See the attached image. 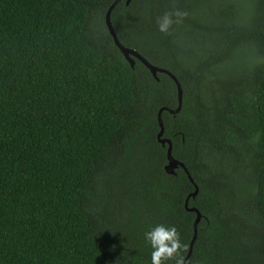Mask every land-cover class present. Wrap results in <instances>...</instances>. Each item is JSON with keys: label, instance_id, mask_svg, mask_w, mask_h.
<instances>
[{"label": "trees", "instance_id": "obj_1", "mask_svg": "<svg viewBox=\"0 0 264 264\" xmlns=\"http://www.w3.org/2000/svg\"><path fill=\"white\" fill-rule=\"evenodd\" d=\"M0 0V264H264V0ZM188 12L170 34L156 18ZM168 145L158 140L159 112Z\"/></svg>", "mask_w": 264, "mask_h": 264}, {"label": "clouds", "instance_id": "obj_2", "mask_svg": "<svg viewBox=\"0 0 264 264\" xmlns=\"http://www.w3.org/2000/svg\"><path fill=\"white\" fill-rule=\"evenodd\" d=\"M188 12L179 8L166 11L156 18V27L161 34H170L175 25H180ZM144 239L151 248V264H187V244L182 242L174 225L163 223L151 226L144 233Z\"/></svg>", "mask_w": 264, "mask_h": 264}, {"label": "water", "instance_id": "obj_3", "mask_svg": "<svg viewBox=\"0 0 264 264\" xmlns=\"http://www.w3.org/2000/svg\"><path fill=\"white\" fill-rule=\"evenodd\" d=\"M122 0H116L115 3L110 7V9L108 10L107 14H106V25H107V28L111 34V36L113 37V40L115 42V45L118 47V49L121 51L122 55L124 56L125 60L131 65V67L134 69L135 68V65H136V60L140 61L143 65H145V67L150 71V73L152 74V76L157 80L159 81L158 79V74L161 73V74H166L168 76H170L176 83L177 85V89H178V96H179V107L176 109V110H169V112L173 115H176L180 112L181 108H182V103H183V90H182V87H181V84L179 83V81L177 80V78L171 74L169 71L165 70V69H161V68H158V67H155L153 66L152 64H150L144 57H142L137 51L133 50V49H128L126 47H124L118 37H117V34L113 28V25H112V22H111V15H112V12L113 10L115 9V7L121 2ZM132 0H127L126 1V5L129 6L130 3H131ZM166 109H162L160 112H159V117H158V121H159V126H160V133L158 135V140L159 142L162 144L163 147H166L168 145V151H167V159H168V164L166 165L165 167V170H166V173L168 175H176V170L179 169V168H182L186 174L188 175V177L190 178V180L193 182L187 168L185 167V165L179 161H177L176 159L173 158L172 156V150H173V144L170 140L168 139H162L163 135H164V131H165V128H164V124H163V121H162V113L163 111H165ZM196 188V191L191 194L189 196V198L187 199L186 201V209L190 212H195L197 214V219H196V222H195V225H194V228H195V232H194V237H193V240H192V243H191V246H190V251H189V254L187 256V262L189 260V258L191 257L192 255V252H193V247H194V244L197 240V231H198V224L200 223L201 221V214L200 212L192 207V208H189V200L190 198H193L195 199L196 196L198 195L199 193V189L197 186H195Z\"/></svg>", "mask_w": 264, "mask_h": 264}]
</instances>
